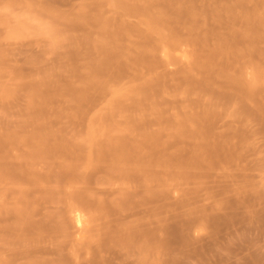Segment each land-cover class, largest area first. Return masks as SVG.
<instances>
[{
	"label": "rangeland",
	"instance_id": "obj_1",
	"mask_svg": "<svg viewBox=\"0 0 264 264\" xmlns=\"http://www.w3.org/2000/svg\"><path fill=\"white\" fill-rule=\"evenodd\" d=\"M0 264H264V0H0Z\"/></svg>",
	"mask_w": 264,
	"mask_h": 264
}]
</instances>
